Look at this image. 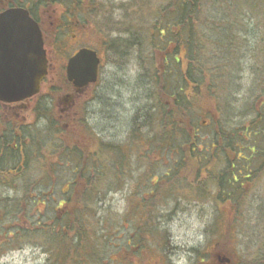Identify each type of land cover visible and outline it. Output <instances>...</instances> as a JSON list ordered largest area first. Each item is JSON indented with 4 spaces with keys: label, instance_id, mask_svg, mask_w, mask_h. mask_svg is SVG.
Masks as SVG:
<instances>
[{
    "label": "trees",
    "instance_id": "16d2710c",
    "mask_svg": "<svg viewBox=\"0 0 264 264\" xmlns=\"http://www.w3.org/2000/svg\"><path fill=\"white\" fill-rule=\"evenodd\" d=\"M94 2L10 0V6H27L36 19L40 9L64 5L65 19H77V23L80 19L85 24L83 18L91 15ZM261 7L264 8V0H129L128 4L117 7L120 15L114 23L108 22V40H105L113 63H124L126 58L135 63L140 68V80L145 82L143 87L149 91L146 94L152 106L141 117H135L134 138L144 140L153 151L160 150L161 158H175L168 160L170 166L163 176L154 180L151 167L149 173L143 174L144 180L152 184L147 186L150 200L143 207L157 210L167 198L175 204L180 191L189 193L194 201L203 200L208 195L205 183L197 174L192 178L191 172L193 167L206 161L207 148H214L219 156L225 155L228 165L215 179L218 187L215 205L220 214L222 205L230 208L229 227L236 234L237 228L242 229L243 214L251 215L248 223L257 226V234L253 232L258 243L256 264H264V190L251 198L248 195L251 190L243 187L253 183L252 180L257 182L264 173V134L240 133L237 129L231 133L226 119L230 94L237 90L230 85L233 84L230 74L245 69L239 60L246 53H249L248 59L251 53V61L260 58L262 53L258 45L263 38L256 41L252 52L245 38L254 18L262 17ZM155 52L160 56L158 64ZM257 63L264 64V56ZM205 95L216 103L217 117V121L211 120L216 129L211 131L208 140L198 126L199 117L204 113L201 98ZM6 110L9 109L2 107L3 112ZM34 113L41 122L40 127L24 124L13 113L9 123L0 122V251L40 247L47 255L46 264H99V255L94 250L87 252L93 249L88 242L101 240L97 237L101 221L96 219L94 207L114 183L117 189L125 184L120 180L124 174L121 169L130 159L127 157L131 147L129 143H103L96 136V141L88 140L86 131L81 134L86 138L85 144L75 137L64 136L53 108L46 101H39ZM79 125L82 127L83 122ZM262 129L264 131V127ZM257 138H262L263 142ZM239 145L246 147L248 157H241ZM48 149L49 155L45 154ZM229 154H234L235 161L227 157ZM255 162L259 164L252 174L251 165L254 168ZM65 164H74V169L69 170L67 193L57 202L51 219L46 220L44 212L36 210L40 219L22 226L32 205H46L48 196L42 189L48 185L55 187L52 184L57 174L55 169H66ZM32 171L37 173L36 180L29 177ZM191 179L196 181L194 188L188 185ZM47 180L48 185L44 184ZM8 192L18 193L20 197H10ZM251 199L257 200L252 207ZM230 200L233 204H228ZM247 204L251 209H244ZM140 215L138 235L143 237L140 242H145V234L151 232L149 221L154 217L150 213ZM248 237L254 240L252 235ZM102 241L107 239L102 238ZM124 249L132 248L128 243ZM229 255L236 260V254ZM245 259L244 264H251L250 256ZM242 260L241 253L240 263ZM109 263L123 264L113 259H109Z\"/></svg>",
    "mask_w": 264,
    "mask_h": 264
},
{
    "label": "rangeland",
    "instance_id": "374dc122",
    "mask_svg": "<svg viewBox=\"0 0 264 264\" xmlns=\"http://www.w3.org/2000/svg\"><path fill=\"white\" fill-rule=\"evenodd\" d=\"M128 2L129 0H95L91 15L82 17L85 24L79 19L78 24H67V29L61 28L65 18L64 5L42 9L39 18L45 34V47L50 61L48 80L43 84L39 96L33 100L10 107L4 112L0 106V122L6 120L9 123L11 113H13L19 115L20 121L23 118L24 124L32 126L39 124L40 127L41 122L37 120L34 108L39 101H46L53 108L55 117L58 118L59 125L64 131V136L75 137L85 144L86 138L81 134H85L86 131L89 135L88 140L96 141V136L107 144L126 145L129 143L131 153L127 159H130L126 160L121 169L124 174L120 179L125 184L121 189H117L116 183H114L107 195L94 207L96 219L101 221L100 230L97 233V237H101V240L88 242L93 249L87 252L91 253L94 250L93 252L101 258L99 264H110L109 259H124L125 264H213L210 261L215 253L222 250V247H227L226 251L228 248L235 249L230 251L231 255L237 252L241 256L242 253L244 261L242 260L241 264H244L245 258L248 256L257 257L258 243L254 236L257 234L255 232L257 226L252 222L248 223L247 220L251 215L243 214L242 229L237 228L239 232L236 234L229 227L232 215L230 208L222 205L221 214L218 213L215 205L217 195L214 187L217 184L215 179L228 165L224 160L225 155L219 156V153H215L214 148H207L204 153L206 161L193 167L191 172L193 173L192 178H196L197 174L200 181L205 183L209 197L206 196L197 202L190 199L189 193L186 195L185 192L180 191L176 195L178 201L175 204L170 203L172 201L167 198L166 202H163V206H159L157 210H154L153 207H143L150 200L147 195L149 190H147V186H152L150 181L144 180L143 174L149 173L151 167L153 169L151 172L154 173L152 178L155 180L157 177L163 176L166 168L170 166L169 161H173L175 158H161L160 150L153 151L145 144L144 140L139 141L137 139L140 138H134L135 117L143 115L145 110L152 106V102L148 101L146 94L149 91L143 87L145 82L140 80L142 79L140 68L127 58L124 63H113L105 46L108 40L106 35V30H108L106 26L109 27L108 22L111 20L114 23V20H117L120 15L117 7L126 5ZM261 14L260 19L254 18L245 37L250 52H252L256 41L263 38L261 45H258L259 50H262L260 58L256 57L251 61V53L249 59V53H246L239 60V64L241 66L244 64L245 69L240 71L232 69L236 72L230 74L233 82L230 85L237 89L231 92L230 107L227 108L226 120L231 133L237 129L240 133L258 131L264 134L262 129L264 127V64L257 63L264 56V8L261 9ZM84 47L98 52L101 58V68L98 82L75 96L73 90L67 86L64 69L67 58L79 48ZM154 57L158 64L160 59L158 52L154 53ZM66 95H71L72 99L64 103L63 98ZM201 102L203 112L213 115L212 118H209L210 115L208 117L203 113L199 117V132L205 140H208L211 131L216 129V124L213 122L217 121L216 103L213 98L206 95L202 96ZM77 120L79 124L83 122L82 127L77 123ZM1 127L2 124L0 133ZM143 131L145 132V130ZM257 140L263 142L262 138H257ZM239 147L238 151L240 150L241 157H248L246 147L240 145ZM45 154L49 155V149L48 152L45 151ZM229 156L231 159L234 158V154L227 155V157ZM231 159L228 158V161ZM241 164L240 160L239 165ZM258 164L255 162L254 168L251 165L252 174ZM72 165L74 164H68V166L65 164L67 168H58V171L55 169L57 174L52 182L55 187H50L47 180L44 184L48 187L42 189V192L48 196L46 205H32L30 212L25 213L26 224L23 222L22 226L25 227L40 219L41 216L36 210L44 212L46 220L51 219L57 202L63 200L67 193L68 182L66 181L71 176L70 171L73 172ZM206 165L208 168H205ZM36 169L37 167L34 168V170ZM31 176L36 180L37 173L30 172L29 177L31 178ZM188 185L194 188L196 181L191 179ZM51 189L53 191H50ZM262 189L264 190V173L260 180L253 182L250 187L244 188L246 191L251 190L248 191L251 198L252 194H256V192L261 194ZM8 194L10 197H20V194L15 192H8ZM37 197L38 195H36ZM250 201L251 207L257 203V200L251 199ZM228 204H233V201L230 200ZM251 207L247 204L244 209H251ZM142 213H150L154 217L149 221L151 232L145 234L146 239L143 240L145 242H140L142 241L140 240L141 236L138 235V228L142 220L140 214ZM16 225L14 226L16 227ZM108 225L109 231H107ZM18 226L20 225L18 224ZM240 230H243V236L240 235L242 234ZM248 234L252 235L254 240H251ZM102 238H106L107 241H102ZM128 243L132 249L126 251L124 248ZM215 243L218 247L215 246ZM98 246H100L99 249H97ZM46 259L47 255L40 247H22L18 250L0 251V264H46ZM208 259L209 262L199 263L201 260L207 261Z\"/></svg>",
    "mask_w": 264,
    "mask_h": 264
},
{
    "label": "water",
    "instance_id": "95a60500",
    "mask_svg": "<svg viewBox=\"0 0 264 264\" xmlns=\"http://www.w3.org/2000/svg\"><path fill=\"white\" fill-rule=\"evenodd\" d=\"M47 64L40 29L29 12L12 8L0 13V102L21 103L38 95ZM99 64L97 53L89 49L68 60L66 77L76 93L96 83Z\"/></svg>",
    "mask_w": 264,
    "mask_h": 264
},
{
    "label": "flooded vegetation",
    "instance_id": "af4514ba",
    "mask_svg": "<svg viewBox=\"0 0 264 264\" xmlns=\"http://www.w3.org/2000/svg\"><path fill=\"white\" fill-rule=\"evenodd\" d=\"M7 8V4L4 3V1H1L0 0V11L4 10ZM38 24H39V27H40V30H41V33H42V37H43V42H44V47L46 46V41H45V34H44V31L41 27V20L40 18H38L37 20ZM61 28H64V26H62ZM47 78L44 79V81L42 83H44L46 81ZM67 86H69L71 89H72V86L71 84H69L67 82ZM7 108H12L13 106H6ZM16 117H19V115H16ZM20 119V118H19ZM21 120L24 122L25 120L23 118H21ZM235 180V179H234ZM206 189V188H205ZM207 192V191H206ZM252 195H255V194H252ZM217 245V243H215V246ZM220 245V244H219ZM218 247V245H217ZM220 248V247H219ZM227 247H222V250H220L219 253H215L212 260H213V264H241L240 263V255L239 253L237 254V252L235 253L236 254V260L235 259H231L230 257H228L227 255L230 254V251L234 250L233 248H228L227 251L225 250ZM208 256V255H206ZM230 256V255H229ZM251 260H250V263L251 264H256V261H255V258L253 257H250ZM205 262H209V259L207 261H204L202 260V263H205ZM264 263V262H263Z\"/></svg>",
    "mask_w": 264,
    "mask_h": 264
}]
</instances>
